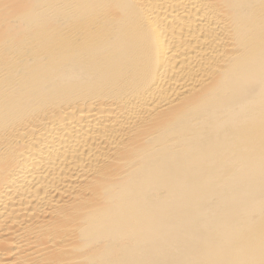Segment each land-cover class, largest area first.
I'll return each instance as SVG.
<instances>
[{"label": "bare ground", "instance_id": "1", "mask_svg": "<svg viewBox=\"0 0 264 264\" xmlns=\"http://www.w3.org/2000/svg\"><path fill=\"white\" fill-rule=\"evenodd\" d=\"M0 264H264V0H0Z\"/></svg>", "mask_w": 264, "mask_h": 264}]
</instances>
